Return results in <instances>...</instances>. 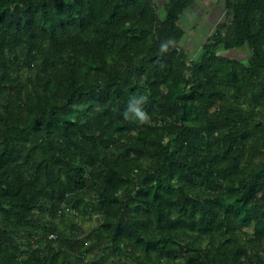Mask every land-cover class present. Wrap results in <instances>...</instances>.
<instances>
[{"label": "trees", "instance_id": "16d2710c", "mask_svg": "<svg viewBox=\"0 0 264 264\" xmlns=\"http://www.w3.org/2000/svg\"><path fill=\"white\" fill-rule=\"evenodd\" d=\"M194 1L0 0V264H264V0L189 62Z\"/></svg>", "mask_w": 264, "mask_h": 264}, {"label": "rangeland", "instance_id": "374dc122", "mask_svg": "<svg viewBox=\"0 0 264 264\" xmlns=\"http://www.w3.org/2000/svg\"><path fill=\"white\" fill-rule=\"evenodd\" d=\"M161 17L164 16V8L167 0H153ZM227 22L225 0H195L188 8H186L180 16L179 26L184 31L183 37L179 42V46L187 55L189 62H195L199 59L202 52V46L208 42L216 32L224 33L225 29L220 27ZM217 53L221 56L232 58L241 62H245L251 55V49L248 44L241 47L225 50L219 48ZM264 117V115H262ZM88 216L79 212H67V219L72 221L80 232L86 235L97 226V221L86 220ZM60 224V228H66L60 223L59 218L56 220ZM67 229V228H66ZM248 232L250 227L246 228ZM104 258L106 264H113L119 260L121 264H134V260L127 254L121 252H112L110 249L104 250L96 255L88 256L89 260H100Z\"/></svg>", "mask_w": 264, "mask_h": 264}, {"label": "clouds", "instance_id": "9594fccd", "mask_svg": "<svg viewBox=\"0 0 264 264\" xmlns=\"http://www.w3.org/2000/svg\"><path fill=\"white\" fill-rule=\"evenodd\" d=\"M177 48V41L173 37H168L162 40L159 45V52L161 55L168 53L170 50ZM147 101V97L140 95L138 97H132L127 105L126 110L123 113L125 119L135 117L140 124H146L150 122V117L146 111H144L142 105Z\"/></svg>", "mask_w": 264, "mask_h": 264}, {"label": "built area", "instance_id": "2783aa9c", "mask_svg": "<svg viewBox=\"0 0 264 264\" xmlns=\"http://www.w3.org/2000/svg\"><path fill=\"white\" fill-rule=\"evenodd\" d=\"M50 237H53V235H50Z\"/></svg>", "mask_w": 264, "mask_h": 264}]
</instances>
